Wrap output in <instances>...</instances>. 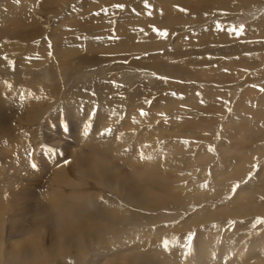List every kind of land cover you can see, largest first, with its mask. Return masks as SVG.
Wrapping results in <instances>:
<instances>
[{"label":"rangeland","instance_id":"rangeland-1","mask_svg":"<svg viewBox=\"0 0 264 264\" xmlns=\"http://www.w3.org/2000/svg\"><path fill=\"white\" fill-rule=\"evenodd\" d=\"M0 89V264H264V0H0Z\"/></svg>","mask_w":264,"mask_h":264},{"label":"bare ground","instance_id":"bare-ground-1","mask_svg":"<svg viewBox=\"0 0 264 264\" xmlns=\"http://www.w3.org/2000/svg\"><path fill=\"white\" fill-rule=\"evenodd\" d=\"M13 21V20H12ZM12 23H14V22H12ZM11 24V23H10ZM18 27V26H17ZM7 29V28H6ZM5 49V48H4ZM47 58V57H46ZM6 87V86H5ZM1 90V89H0ZM4 92V91H3ZM2 92V93H3ZM15 95H17V93L15 94L14 93V97H15ZM10 97V96H9ZM17 97V96H16ZM16 97H15V99H16ZM38 97V96H37ZM8 98V97H7ZM14 99V98H13ZM10 100H11V98H10ZM18 100V99H17ZM17 100H16V103H17ZM39 99L38 98H35V99H32L31 100V102H29L30 104L29 105H31V107L32 108H37V107H39V101H38ZM68 100V99H67ZM6 101H8V99L6 100ZM12 101V100H11ZM14 101V100H13ZM1 102V101H0ZM5 102V101H4ZM6 103V102H5ZM8 103V102H7ZM6 103V104H7ZM11 103V102H10ZM9 103V104H10ZM13 103V102H12ZM15 103V102H14ZM20 103V102H19ZM1 104L3 105V102H1ZM19 105H21V104H19ZM28 105V104H27ZM5 106V105H4ZM13 107V105H9V107H8V109L11 111V109H17V105H14V107ZM19 107H21V106H19ZM23 107V106H22ZM71 107V106H70ZM23 108H25V107H23ZM256 108V107H255ZM27 109V108H26ZM28 109H30V107L28 108ZM114 109V108H113ZM5 110H6V108H5ZM118 110V109H117ZM7 111V110H6ZM8 112V111H7ZM32 112V111H31ZM116 113V112H115ZM7 114V113H6ZM11 114V113H10ZM118 114H119V112H118ZM131 114V113H130ZM35 115V114H34ZM120 115V114H119ZM118 116V115H117ZM148 116V115H147ZM8 116H5V118H7ZM11 117V116H10ZM9 117V118H10ZM112 117H113V115H112ZM114 117H115V115H114ZM16 118V117H15ZM29 120H31V119H29ZM128 120V119H127ZM131 121V120H130ZM130 121H128V122H130ZM131 123V122H130ZM127 128V127H126ZM11 131V130H10ZM16 131V130H15ZM8 133H10V132H8ZM144 138V137H143ZM102 150H104V149H102ZM158 152V151H157ZM102 154V153H101ZM100 154V155H101ZM72 156H73V154H72ZM164 156V155H163ZM23 158H25V157H23ZM23 158L21 157L20 158V161H19V164L20 165H25L24 164V162L26 163L27 161H28V159H25V160H23ZM77 160V159H76ZM75 160V161H76ZM79 160H80V162H82V163H84V161H83V159L80 157L79 158ZM101 161H103V160H100V164H99V169H100V171L103 173V170H105V168H103L102 166H103V164L104 163H102ZM55 162V161H54ZM77 162H78V160H77ZM14 165L15 166H18L17 164H15L14 163ZM55 167H57L56 165H55ZM17 168V167H16ZM18 169V168H17ZM19 169H21V168H19ZM24 169V168H23ZM12 170V169H11ZM82 171H83V173L84 174H87V176L88 177H91L92 175H93V173L94 172H99L98 170H96V169H93V168H90V167H88L87 165H85L84 164V166L82 167ZM11 172V171H10ZM15 172V171H14ZM6 173H9V170H8V172H6ZM13 174V173H12ZM164 175V174H163ZM63 177V176H62ZM63 181V180H62ZM17 189V188H16ZM54 189V188H53ZM48 191V190H47ZM22 192V191H21ZM50 192V191H49ZM48 192V194H50ZM59 193V192H58ZM44 195L43 196V198H41V200H40V203H41V201L44 203V205L43 206H47L49 209H50V211H51V213H53V207L51 206V200L50 199H52V196H51V194H50V196L49 195ZM53 194V193H52ZM55 195H57V192L55 193ZM148 195H149V193H147V192H145V194H144V196L141 198V201H144V203H148ZM30 202V201H29ZM42 204V203H41ZM17 205V204H16ZM150 208V207H149ZM109 209V208H108ZM151 209V208H150ZM107 210V209H106ZM110 210V209H109ZM113 211V210H112ZM23 213V212H22ZM109 213H111V212H109ZM24 214V213H23ZM110 215H112V213L110 214ZM63 220L65 221V223L67 224V219H66V217H63ZM20 222H22V221H20ZM18 223V222H17ZM21 224H23V223H21ZM14 225V224H13ZM15 225H16V223H15ZM18 225V224H17ZM19 227V225L17 226V228ZM26 228V227H25ZM15 230H18V229H16V228H14ZM109 230V229H108ZM18 231H20V230H18ZM23 232V231H22ZM110 232V231H109ZM108 232V233H109ZM31 233V232H30ZM27 234H28V232H27ZM68 234H69V237H68V241H70V242H74V244L76 245V233L75 232H73V231H71V230H69V232H68ZM108 235V234H107ZM155 240H153L152 242H151V248L153 249V250H159V251H161V255H163V254H165V253H163L162 252V250H161V248L154 242ZM34 243V241L31 239V238H27L26 239V244L22 247V248H20L19 250H18V252L16 253V256H19V257H22V256H25V258L29 261V262H38L40 259H41V257L43 256L37 249H35V248H30L31 247V245ZM11 247V246H10ZM179 250H174L172 253H170V254H168V256H169V258L168 259H166L167 261L168 260H171V259H173V260H175V259H178V253L180 252H178ZM182 252V251H181ZM9 258L11 259V261H13V259L15 258V256L14 255H12V254H10L9 255ZM9 258H8V260H9ZM261 258V257H260ZM243 261V260H242ZM36 262V263H37ZM159 262H162L161 260L159 261ZM244 262V261H243ZM6 263V262H5ZM10 264H11V262H10ZM163 264V263H162Z\"/></svg>","mask_w":264,"mask_h":264}]
</instances>
